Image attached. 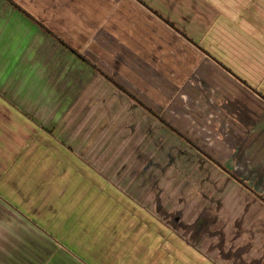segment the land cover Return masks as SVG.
Returning <instances> with one entry per match:
<instances>
[{
    "label": "rangeland",
    "instance_id": "obj_1",
    "mask_svg": "<svg viewBox=\"0 0 264 264\" xmlns=\"http://www.w3.org/2000/svg\"><path fill=\"white\" fill-rule=\"evenodd\" d=\"M88 1V15L73 14L86 23L89 53L104 60L106 75L138 106L114 107V117L104 108L111 122L89 124L90 145L98 144L91 150L104 142L98 151L107 153L99 157L105 169L95 165L96 156L87 157L90 164L81 165L71 186L66 165L55 174L60 187L31 184L48 178L38 169L20 172L19 184L9 181L13 169L3 173L0 196L9 219L22 222L5 241L19 249L9 256L25 264H264V188H257L264 182L255 135L232 122L227 92H209L223 65L189 44L181 50L183 63L166 55L152 60L148 14L152 37L160 38L161 25L178 30L157 21L162 14L148 1ZM107 23L110 32L103 29ZM178 32L175 37L183 35ZM112 63L118 71L108 69ZM192 66H199L193 74ZM94 110L100 115L103 108ZM101 132L108 136L94 139ZM63 178L68 187L59 184Z\"/></svg>",
    "mask_w": 264,
    "mask_h": 264
},
{
    "label": "crops",
    "instance_id": "obj_2",
    "mask_svg": "<svg viewBox=\"0 0 264 264\" xmlns=\"http://www.w3.org/2000/svg\"><path fill=\"white\" fill-rule=\"evenodd\" d=\"M62 1L0 0V188L3 182L7 186L3 173L12 169L15 174L9 179L11 183L19 184L23 177L20 172L38 169L39 177L48 173V178L34 179L31 184L47 182L45 188L60 187L55 180L60 165H66L71 186L72 179L82 176L81 165L90 164L87 157L96 156L95 165L99 166V157L107 154L104 149L98 151L104 148V142L95 152L91 150L98 144L90 145L89 124L111 122L104 108L108 112L112 109L114 117V107L120 109L124 103L127 108L138 106L132 105L115 80L106 75L104 60L95 55L92 58L89 53L86 23L79 25L73 14L79 10L88 15L93 9L89 1L74 4L70 0L71 4H67L69 0H64L59 5ZM146 1L162 14L161 19L155 15L157 21H166L183 33L177 31L183 38L177 36L178 39L173 28L161 25L160 38L152 37L150 22L154 18L148 14V50L155 51L150 59L160 60L166 55L183 63L187 56L181 50L185 51L183 48L189 44L200 56L223 65L221 71H216L219 84L209 92L218 87L227 92V107L232 108L231 117L236 120L232 122L255 135L252 142L255 141L260 164L258 179L264 182V0ZM95 8L104 10L103 6ZM110 25L107 23L103 29L110 32ZM142 29L146 33V27ZM121 42L123 39L118 41ZM150 44L154 47L150 48ZM111 65L108 69L118 71L115 63ZM198 69L192 66L191 74ZM98 108H103L100 115L94 110ZM107 136L95 133L94 139ZM21 157L24 158L19 162ZM64 179L59 184L68 187ZM260 187L264 188V183L257 188ZM11 216L23 219L18 214ZM9 218L6 201L0 196V261L11 258L13 264H25L9 256L12 251L18 252L16 244L4 246L11 231H18L22 224ZM8 222L12 223L11 229L7 228Z\"/></svg>",
    "mask_w": 264,
    "mask_h": 264
}]
</instances>
